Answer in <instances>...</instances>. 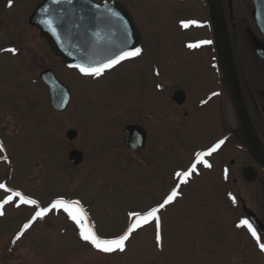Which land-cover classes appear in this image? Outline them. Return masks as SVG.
Segmentation results:
<instances>
[{"label": "rangeland", "instance_id": "obj_1", "mask_svg": "<svg viewBox=\"0 0 264 264\" xmlns=\"http://www.w3.org/2000/svg\"><path fill=\"white\" fill-rule=\"evenodd\" d=\"M115 1L130 14L142 51L98 77L65 67L46 41L29 30L26 18L37 0L0 9V18L10 19L0 29V202L11 197L0 203V264H264L257 239L247 226H238L246 219L239 195L264 221V170L258 168L251 183L237 178L234 185L231 178L198 167L187 183L176 176L189 169L194 151L220 135L223 122L232 128L226 105L225 118L215 112L214 101L202 105L212 74L203 65L205 52L199 53L204 49L188 48L189 29L182 26L206 13L202 0ZM235 1L244 6V14L249 12L250 0ZM12 31H28L24 50L6 44L19 38ZM10 48L17 51H5ZM236 59L251 83L264 80L261 61L243 37ZM44 68L68 88L70 100L63 111L49 104L38 77ZM178 88L185 95L182 107L170 100ZM131 123L146 132L138 151L122 142L123 129ZM69 129L76 131L73 140L65 136ZM71 149L83 154L77 165L67 159ZM246 162L251 163L241 156L239 165ZM174 187L177 197L157 213L162 221L159 245L154 220L132 231L125 251L111 253L83 240L62 208L32 220L58 197L78 200L74 207L85 213V226L113 238L137 223L131 213L143 215L157 207ZM17 191L36 205L23 203L13 194Z\"/></svg>", "mask_w": 264, "mask_h": 264}, {"label": "water", "instance_id": "obj_2", "mask_svg": "<svg viewBox=\"0 0 264 264\" xmlns=\"http://www.w3.org/2000/svg\"><path fill=\"white\" fill-rule=\"evenodd\" d=\"M206 2L209 12L212 13L215 0H206ZM251 4V15L263 39L259 40L249 34L250 44L256 55L264 59V0H251ZM29 23L37 26L50 52L68 67L77 65L95 67L119 54L120 51L137 48L140 44V35L130 14L122 4L114 0L103 1L100 4L93 0H41L30 14ZM217 46L241 128L242 141L264 169V150L258 142L244 105L230 42L225 32H222L218 38ZM39 76L48 88L52 108L57 111L64 110L69 101L66 86L55 77L51 69L43 70ZM183 99L184 94L181 90L175 91L171 97L176 105L181 104ZM65 135L68 140H71L76 132L69 129ZM144 141L145 131L141 126L128 124L124 127L122 142L129 150L138 151L143 147ZM67 156L72 164H78L82 160V154L78 150H70ZM243 173L245 176L249 173L251 175L249 178L246 176V181L255 180V174L250 167L244 168ZM241 208L249 223L254 229H258L264 239L263 223L243 201Z\"/></svg>", "mask_w": 264, "mask_h": 264}, {"label": "flooded vegetation", "instance_id": "obj_3", "mask_svg": "<svg viewBox=\"0 0 264 264\" xmlns=\"http://www.w3.org/2000/svg\"><path fill=\"white\" fill-rule=\"evenodd\" d=\"M18 1L20 0H12L10 4L9 0H0V9L10 11L18 3ZM40 1L41 0H37V2L33 4V8H31V10L28 12V15L26 18V24L29 27V30L36 32L39 36L40 34H39V30L37 26L29 23V16L32 13V11L35 9L36 5L40 3ZM202 2L204 4L206 13L198 14L196 16L191 17L189 21H197L198 23L189 24V26L187 27L190 33V39H189L190 41L188 44H199L200 41H204V40L211 42L208 44H199L198 47H194V48L188 47L189 49L198 51V52L204 49L202 52H199V53L205 52L204 55L206 56V60L204 61L203 65L206 68V70L209 72L207 74L209 75L212 74V78L209 79L208 86L207 87L205 86L204 93L206 95L204 98L205 100L202 102V105L205 106L208 104H212V101H214L216 103L215 112L219 114V118H222V117L225 118L224 105L226 104H225L224 93H225V86L227 85L228 87V84H227V80H226L223 67L220 62L221 60L219 58V51H218V46H217L218 38L220 37L222 32H225L230 42L236 76L238 79V86L242 94L244 105H245L247 114L250 118L253 129L255 131L256 137L257 139L261 141L262 146H263L262 148L264 150V80H262L261 82L259 81L257 84L251 83L249 79H246L245 74L241 68V65L238 63V60L236 59L237 42H238V39L243 37L244 39H246L255 57L261 61V70L264 74V59H261L256 55V53L253 51L251 44H250L249 34H252L259 40L263 39V36L260 30L258 29V26L256 25L253 16L251 15V11H252L251 0H250V10L247 14L243 13L244 6L241 4V2H236L235 0H215V2H213L214 4H213L212 13L209 12V8H208V4L206 0H202ZM7 17H8L7 19L3 17L0 18V23L5 22L3 25H0V29L4 28L5 25H7V23L9 22L10 20L9 16ZM28 31L25 33L21 31L10 32V34L14 33L12 34V37L16 35L19 38L17 39V42L15 41V38H14L12 42L7 41L6 44H9V43L18 44L21 47V50L22 49L24 50L25 47L22 44L23 43L22 38L25 39V36L28 33ZM5 33L9 34L8 32H5ZM139 47H140V44L138 48ZM207 53H209V56L207 55ZM45 69H49V68H44L40 72H42ZM40 72L38 73L39 80L42 82V85L46 87L47 95H48V88L46 84L41 80L39 76ZM91 75H93L94 77L99 76V75L97 76L94 74H91ZM178 90H180V88L175 89L173 93ZM213 93H216V95H213ZM172 94H171V97H172ZM184 99H185V95H184ZM184 99L182 103L179 105H176L174 102H172L171 99L170 100L175 106L182 107V105L184 104ZM69 100H70V93H69ZM48 101H49V96H48ZM68 103L65 109L67 108ZM184 113L187 114V112H184ZM260 123L263 125V127H260L259 125ZM219 131H220V128H219ZM74 138H72L71 140H73ZM229 138H231V142H229ZM210 139L211 140L206 144V146H204V148H199L196 151H194V153L191 155L190 160H189V167L194 162L195 154L197 152L207 153L209 148L217 144L219 141H223V143L220 144L219 147L216 148L214 152H212L210 155H206L202 157V161L206 160L211 165V167H205L203 162H200L197 164V167L199 169H203V168L209 169V171L215 172V176L217 178H231L233 185L235 184L237 178H241V180H243L246 183H251L245 180V178L247 177L249 178L251 176L250 173L246 175L247 177L244 175L243 170L246 167H250L252 169V171L255 174L256 179L258 177L257 169L259 168L260 170H264L262 166L259 164V162L256 160V158L253 156V154L249 151V149L243 143L241 134L236 129H234L233 126L232 128H230L226 123L223 122L221 126L220 135H218L215 140H212V138ZM145 142H146V132H145L144 144ZM71 150H77V149H71ZM243 155H245L251 163L246 162V163L239 165L241 156ZM67 159H68V156H67ZM82 159H83V154H82ZM73 165H77V164H73ZM238 199L240 202L243 200V198L240 195L238 196ZM240 208H241V204H240ZM258 218L262 221L264 225L263 219L260 217ZM255 231L258 232L257 229H255Z\"/></svg>", "mask_w": 264, "mask_h": 264}, {"label": "snow or ice", "instance_id": "obj_4", "mask_svg": "<svg viewBox=\"0 0 264 264\" xmlns=\"http://www.w3.org/2000/svg\"><path fill=\"white\" fill-rule=\"evenodd\" d=\"M12 0H9V3L11 4ZM197 21H187L182 22L183 27H188L189 24H196ZM211 43L210 41L204 40L200 41L199 44H208ZM199 44H189L188 47L194 48L198 47ZM5 51L9 52H16L17 50L15 48L6 49ZM140 48H131V49H125L119 52V54L114 55L112 58L108 59L106 62L95 66V67H85L84 65H77L76 67L79 68V70L83 73H91L94 75H100L105 69L112 68L114 65L119 64L121 61H123L126 58L129 57H136L141 53ZM213 95H216V93H213ZM223 141H219L217 144L213 145L211 148L208 149L207 153L205 152H197L195 154V160L192 163V165L189 167L187 171L184 172H177V177H183L184 180L183 183H187V178L192 175L197 168V164L200 162H203L205 167H211V165L206 161H202V157L206 155H210L212 152L216 150V148L219 147L220 144H222ZM4 185L0 184V188H3ZM15 196L19 197L20 200L25 204H31L36 205L37 201L34 199H29L24 197L20 192H14ZM177 189L174 187L171 190V193L164 199L163 203L159 204L157 207H152L149 211L145 212L143 215L140 213L134 212L130 215L132 217H138L137 223L129 226V228L122 234L118 235L113 238H102L98 236L95 231L91 227H86L84 224L85 219V213L82 209L74 206H78L80 204V201L78 200H65L62 197H58L55 200L51 202V204L46 208H41L40 210L36 211L34 216L32 217V220H35L37 217H42L45 213H47L50 209L54 208H62L68 216L78 225L79 227V235L81 238L85 241L90 242L96 249L101 250L105 253H111L116 250H119L121 252L125 251V241L129 239L130 234L132 231L137 228L141 222L148 223L149 221L154 220L155 221V229H156V242L157 245L160 244L161 241V229H162V221L161 218L157 215V213L160 211V209H163L166 205L173 202L174 199L177 197ZM8 200H11V197H7L4 202L0 203H6ZM2 214V213H0ZM32 221L30 220L28 223H25L21 229V232H18L16 234V238L18 239L20 235L22 234L24 229L29 228ZM247 226L249 232L251 235L257 239L258 241V247L261 251H264V243H259V237L257 236V233L255 229L252 227V225L249 223L246 219H241L239 221L238 226Z\"/></svg>", "mask_w": 264, "mask_h": 264}, {"label": "bare ground", "instance_id": "obj_5", "mask_svg": "<svg viewBox=\"0 0 264 264\" xmlns=\"http://www.w3.org/2000/svg\"><path fill=\"white\" fill-rule=\"evenodd\" d=\"M219 48H221V45H219ZM219 50H221V49H219ZM224 98H225L226 111H227V116H228L229 122L231 123L233 128L236 129L242 135V132L240 130V126L238 123L237 115L235 113L234 106L232 103L230 91H229L227 85L225 86ZM258 142H259L260 146L263 147L262 143L259 139H258Z\"/></svg>", "mask_w": 264, "mask_h": 264}]
</instances>
